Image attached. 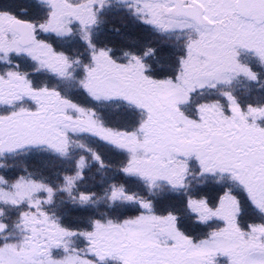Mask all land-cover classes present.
I'll return each instance as SVG.
<instances>
[{"label":"snow or ice","instance_id":"1","mask_svg":"<svg viewBox=\"0 0 264 264\" xmlns=\"http://www.w3.org/2000/svg\"><path fill=\"white\" fill-rule=\"evenodd\" d=\"M0 158V264H264V0H0Z\"/></svg>","mask_w":264,"mask_h":264},{"label":"bare ground","instance_id":"2","mask_svg":"<svg viewBox=\"0 0 264 264\" xmlns=\"http://www.w3.org/2000/svg\"><path fill=\"white\" fill-rule=\"evenodd\" d=\"M241 91H243L245 88L249 87L246 81H241L238 85Z\"/></svg>","mask_w":264,"mask_h":264},{"label":"trees","instance_id":"3","mask_svg":"<svg viewBox=\"0 0 264 264\" xmlns=\"http://www.w3.org/2000/svg\"><path fill=\"white\" fill-rule=\"evenodd\" d=\"M16 159H19V158H16ZM13 162L14 161H12V160L0 158V163H3V164H9V163H13ZM162 191H166V189L162 190Z\"/></svg>","mask_w":264,"mask_h":264},{"label":"flooded vegetation","instance_id":"4","mask_svg":"<svg viewBox=\"0 0 264 264\" xmlns=\"http://www.w3.org/2000/svg\"><path fill=\"white\" fill-rule=\"evenodd\" d=\"M113 23H115L117 26H119V21L118 20L113 21Z\"/></svg>","mask_w":264,"mask_h":264}]
</instances>
